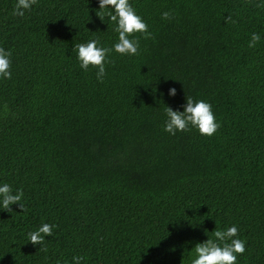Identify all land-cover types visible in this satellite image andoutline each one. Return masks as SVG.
Instances as JSON below:
<instances>
[{
	"label": "trees",
	"instance_id": "1",
	"mask_svg": "<svg viewBox=\"0 0 264 264\" xmlns=\"http://www.w3.org/2000/svg\"><path fill=\"white\" fill-rule=\"evenodd\" d=\"M15 2L0 0V181L23 207L0 211V264H190L231 225L236 264H264V0H129L151 35L111 52L102 80L72 47L111 48L110 9L36 0L16 16ZM186 97L211 105V136L164 131ZM42 223L55 227L33 245Z\"/></svg>",
	"mask_w": 264,
	"mask_h": 264
},
{
	"label": "clouds",
	"instance_id": "2",
	"mask_svg": "<svg viewBox=\"0 0 264 264\" xmlns=\"http://www.w3.org/2000/svg\"><path fill=\"white\" fill-rule=\"evenodd\" d=\"M35 3L36 0H16L13 15L23 16L25 10L30 9ZM98 9H110L107 12V19L114 22L113 31L117 35L116 42L108 48L100 46L98 40L90 39L82 43H74L72 50L75 52L79 67L82 70H87L90 65L95 67L97 80H102L105 75L106 57L111 52L133 56L137 53L139 45L138 40L132 34L136 32L144 36L151 34L147 31L146 22L136 13L129 0H98ZM162 16L167 18L169 13L164 12ZM100 19L103 20V17ZM259 40L260 36L252 33L248 46L253 47ZM10 55V51L0 48V78L8 79L11 76L9 72ZM175 94V88L168 89L169 96H175ZM185 99L182 111L174 110L166 105L164 131L174 135L192 127L201 135L211 136L218 127L211 105L204 100H193L191 97ZM22 197V190L13 191L7 182L0 181V211L12 213L11 205L13 204H17L22 209L23 206L20 203ZM54 227L55 225L42 223L35 230L27 233L28 242L33 245L41 244L46 236L52 234ZM244 244L245 242L237 237L236 225L217 229L211 237L207 236L205 241L197 242L191 248L189 262L190 264H236V254L245 251ZM81 260L82 257H73V264H81Z\"/></svg>",
	"mask_w": 264,
	"mask_h": 264
}]
</instances>
